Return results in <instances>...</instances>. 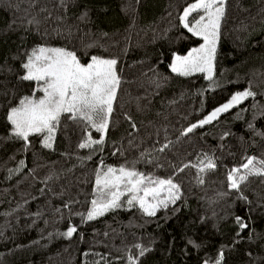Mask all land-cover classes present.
<instances>
[{
	"label": "trees",
	"instance_id": "16d2710c",
	"mask_svg": "<svg viewBox=\"0 0 264 264\" xmlns=\"http://www.w3.org/2000/svg\"><path fill=\"white\" fill-rule=\"evenodd\" d=\"M194 1L0 0V264H128L137 244L151 249L138 264H215L221 250L223 264H264V176H248L239 191L227 178L233 168L245 174L249 157L264 160V0H226L212 81L169 67L202 43L180 23ZM41 46L73 51L82 64L117 60L121 84L102 150L79 147L101 134L67 114L51 149L42 135L27 148L11 136L8 111L38 88L20 80L22 63ZM244 90L254 96L184 134ZM207 157L216 167L200 172ZM107 166L172 179L180 199L147 216L123 198L85 221L95 173Z\"/></svg>",
	"mask_w": 264,
	"mask_h": 264
},
{
	"label": "snow or ice",
	"instance_id": "6c2138e0",
	"mask_svg": "<svg viewBox=\"0 0 264 264\" xmlns=\"http://www.w3.org/2000/svg\"><path fill=\"white\" fill-rule=\"evenodd\" d=\"M225 8L226 0H195L184 9L180 16L181 25L203 43L199 47L192 48L185 56L174 55L173 62L169 66L173 73L189 76L200 72L206 74L205 79L213 80L214 60ZM193 13L198 14L197 17H193L194 22L189 20ZM116 66V59L92 56L89 63L82 64L73 51L43 46L34 48L22 63L24 74L20 76V80L36 82L38 88L33 91L31 97L24 96L20 99L19 106L11 107L8 111L7 120L12 128L11 136L23 140L27 148L31 135H42L43 147L51 149L61 115L67 114V118L73 122L83 123L85 131L90 127L101 134L99 139H93L89 133L79 147L92 148L99 145L102 150L114 111L113 104L121 84ZM36 91L42 92L43 97L35 98ZM251 96H254V93L250 90L237 92L229 102L216 108L198 124L188 127L184 134L187 135L195 128L211 123L221 113L227 112ZM132 127L135 128V124ZM167 147L168 145L165 144L159 150L163 152ZM206 160V165L201 162L204 166L200 167V172L205 171V168L215 169L216 164L212 158L207 157ZM256 164L264 166V160L247 158V162L242 165L243 169L247 170L245 174L237 175L241 169L233 168L227 177L230 187L239 191L240 185L248 176H264V167H256ZM165 190L167 196L160 198L161 192ZM129 194L131 195L126 203L130 207L138 205L144 214L154 216L159 207L167 208L169 203L174 204L180 199V188L172 179H155L146 176L136 171L134 166L132 168L107 166L104 171L99 169L96 171L93 189L95 198L91 200V208L86 216L83 213L79 215L85 221H92L110 210L122 207L121 197ZM236 222L241 230L248 227L239 216L236 217ZM76 231V227L70 226L64 235L71 238ZM189 243L198 247L194 241L190 240ZM135 247L139 250L138 256L129 257L128 264H138L139 257L145 256L151 250L139 244ZM224 256V251L221 250L215 264H223Z\"/></svg>",
	"mask_w": 264,
	"mask_h": 264
},
{
	"label": "rangeland",
	"instance_id": "374dc122",
	"mask_svg": "<svg viewBox=\"0 0 264 264\" xmlns=\"http://www.w3.org/2000/svg\"><path fill=\"white\" fill-rule=\"evenodd\" d=\"M194 2H195V1H194ZM194 2H192V3H194ZM192 3H191V4H192ZM189 5H190V4H189ZM182 14H183V12H182ZM182 14H181V15H182ZM190 17H191V16H190ZM190 17H189V20H190ZM190 21L194 22L192 19H191ZM202 43H203V41H202ZM202 43H201V44H202ZM201 44H200V45H201ZM200 45H198V46H196V47H199ZM196 47H194V48H196ZM55 48H57V47H55ZM174 55L185 56V55H187V54H185V55L174 54ZM174 55H173V58H172V62H173V59H174ZM105 59H112V58H105ZM214 71H215V60H214ZM196 73H200V72H196ZM203 74L206 75L205 73H203ZM213 75H214V74H213ZM244 91H246V90H244ZM240 92H243V91H240ZM235 94H236V93H235ZM42 97H43V93L40 92V91H39V94H38V95H35V98H37V99H38V98H42ZM230 99H231V98H230ZM230 99H229L228 101H226L225 103L229 102ZM225 103H223V104H225ZM223 104H221V105L218 106V107H221ZM218 107H216V108H218ZM216 108H215V109H216ZM215 109H214V110H215ZM230 109H231V108H230ZM214 110H212V111H214ZM212 111H211V112H212ZM211 112H210V113H211ZM210 113H209V114H210ZM209 114H208V115H209ZM221 114H222V113H221ZM208 115H207V116H208ZM115 168H119V167H115ZM104 170H106V167H105L104 169H101V171H104ZM165 180H166V179H165ZM130 195H131V194L126 195V196H122V197H121V200H122L123 198H125L126 201H127V199L130 198ZM141 195H142V193H141ZM166 196H167V191H166V190H165V191H162V192H161V197H160V198H165ZM149 200L151 201V197H149ZM169 204H170V203H169ZM159 208H161V207H159ZM159 208H158V209H159Z\"/></svg>",
	"mask_w": 264,
	"mask_h": 264
}]
</instances>
